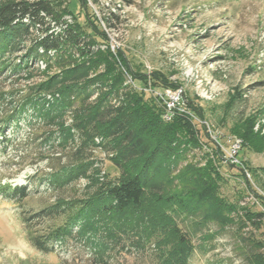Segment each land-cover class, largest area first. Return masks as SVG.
Returning <instances> with one entry per match:
<instances>
[{
  "label": "rangeland",
  "instance_id": "rangeland-1",
  "mask_svg": "<svg viewBox=\"0 0 264 264\" xmlns=\"http://www.w3.org/2000/svg\"><path fill=\"white\" fill-rule=\"evenodd\" d=\"M131 1L63 0L69 23L77 21L91 32L122 75L117 95L95 82L88 103L106 100L117 107L130 90L156 97L166 85L181 88L202 141L189 160L199 166L212 160L226 179L223 194L264 213V0ZM107 17H112L110 24ZM31 43L22 41L0 55V264H157L153 243L139 248L123 237L105 252L101 234H82L79 225L62 242L49 244L53 251H40L28 239L24 211L31 214L60 199L82 198L108 172L118 173L110 160L115 153L103 145L102 136L88 148L82 146L85 136L75 126L79 106L64 107L59 118L46 114L45 108L61 101L60 84L39 95L33 90L61 78L63 67L51 51L44 57L39 48L30 55ZM18 63L20 69H13ZM105 70L101 64L90 76ZM28 95L32 101L15 110ZM62 127L71 131L67 141ZM86 158L92 165L78 179L64 186L51 180L55 170ZM21 187L25 198L15 193ZM242 219L240 233L264 242V217ZM181 226L193 235L189 264H246L235 250L232 231L238 226L221 233L215 225L201 232L193 231L190 221Z\"/></svg>",
  "mask_w": 264,
  "mask_h": 264
},
{
  "label": "trees",
  "instance_id": "trees-1",
  "mask_svg": "<svg viewBox=\"0 0 264 264\" xmlns=\"http://www.w3.org/2000/svg\"><path fill=\"white\" fill-rule=\"evenodd\" d=\"M62 4L63 0H0V55L15 50L22 41L33 42L30 55L39 48L44 57L49 51L56 54L63 67L62 77H53L33 91L39 95L60 84L61 101L44 107L46 114L53 112L59 118L64 107L79 106L75 126L85 136L82 146L88 148L94 144V137L102 136L103 145L115 153L110 160L118 173L108 172L105 181L82 198L60 199L31 214L24 211L28 239L40 251H53L49 244L62 242L79 225L82 234H101L106 244L100 250L105 252L113 242L127 237L139 248L153 243L159 252L157 264H189L195 245L192 233L181 224L190 221L193 231L198 232L215 225L217 233L238 226L232 231L235 250L246 264H264V242L240 233L244 215L247 221L255 222L262 220L264 213L241 207L223 194L226 179L212 160L205 166L189 160L190 154L201 148L202 141L200 129L193 125L188 113L178 112L165 120L161 101L135 89L126 92L117 107L106 100L88 103L94 94L90 87L95 82L109 86L111 94L118 93L122 75L117 72L110 51H100L91 32L77 21L69 23L68 9H62ZM111 19L107 17L106 24ZM101 64L106 70L91 77L90 71ZM13 69H20V64ZM82 78L85 81L81 82ZM25 99L15 110H23L32 101L29 95ZM61 129L67 141L71 131ZM217 157L221 159V155ZM91 165L89 158L77 160L63 166L62 171L55 170L51 180L64 186ZM16 192L21 198L27 195L25 187Z\"/></svg>",
  "mask_w": 264,
  "mask_h": 264
},
{
  "label": "built area",
  "instance_id": "built-area-1",
  "mask_svg": "<svg viewBox=\"0 0 264 264\" xmlns=\"http://www.w3.org/2000/svg\"><path fill=\"white\" fill-rule=\"evenodd\" d=\"M155 94L157 99L163 104L165 109L163 117L166 120H170L175 115V113H187L185 109V99L181 88L176 90L167 88L161 92L157 91ZM239 143L240 142L237 140L235 147L239 146ZM235 151L236 149L233 150V153ZM233 153L231 154L232 157L234 156Z\"/></svg>",
  "mask_w": 264,
  "mask_h": 264
}]
</instances>
